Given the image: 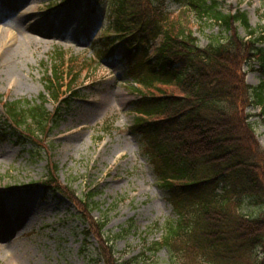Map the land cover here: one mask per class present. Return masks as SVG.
Segmentation results:
<instances>
[{
    "label": "rangeland",
    "instance_id": "1",
    "mask_svg": "<svg viewBox=\"0 0 264 264\" xmlns=\"http://www.w3.org/2000/svg\"><path fill=\"white\" fill-rule=\"evenodd\" d=\"M218 1L226 12L245 11L253 28L264 25V0ZM183 3L167 0L165 11L184 17L205 46L208 35L218 32L216 24L186 17ZM29 4L35 11L21 15ZM106 4V0L100 6L96 0H76L74 5L64 0H20L18 5L0 0V30L18 33L22 25L32 24L34 30L27 32L36 41L16 56L17 74L0 57V264H111L112 259L174 264L166 249L154 253L150 245L161 242L167 221L176 219L177 212L144 154L145 139L131 127L138 95L176 90L160 84L150 90L132 85L121 51L109 58L98 56V38L108 22ZM48 27L46 35L38 33ZM234 32L247 37L242 26L236 25ZM4 47L3 37L0 56L8 46ZM56 49L68 53L65 69L80 73L72 87L79 95L62 112L60 124L37 137L34 151L31 144L5 132L4 104L40 102L47 94L45 77ZM253 68L245 66L242 71L246 84L257 86L264 74L255 70L258 64ZM46 107L53 112L56 104L49 99ZM246 111L254 115L255 139L264 149V111ZM56 187L62 193L55 192ZM90 191L97 205L89 214L90 207L81 199ZM241 210L261 214L264 202L250 201ZM105 219L102 235L99 228ZM84 230H89L87 238Z\"/></svg>",
    "mask_w": 264,
    "mask_h": 264
},
{
    "label": "trees",
    "instance_id": "2",
    "mask_svg": "<svg viewBox=\"0 0 264 264\" xmlns=\"http://www.w3.org/2000/svg\"><path fill=\"white\" fill-rule=\"evenodd\" d=\"M165 2L108 0L98 53L112 57L120 48L133 82L147 90L157 84L176 90L141 93L134 103L133 130L146 138L144 152L178 212L167 222L162 242L150 248L167 249L175 264H264V212L240 211L250 201L264 202V149L245 111H264V81L248 85L242 71L244 65L258 64L264 74V26L253 28L240 10L224 13L217 0H185L183 15L215 22L220 29L201 47L184 17L164 11ZM237 24L250 36L247 40L235 34ZM65 57L62 50L54 52L45 77L56 111H48L45 97L41 103H6L14 124L8 132L18 126L35 138L59 125L62 110L78 94L72 87L80 77L65 69ZM68 91L70 97L64 98ZM18 138L35 148L32 139ZM93 195L81 199L89 214L97 205ZM106 222L99 228L102 235Z\"/></svg>",
    "mask_w": 264,
    "mask_h": 264
},
{
    "label": "bare ground",
    "instance_id": "3",
    "mask_svg": "<svg viewBox=\"0 0 264 264\" xmlns=\"http://www.w3.org/2000/svg\"><path fill=\"white\" fill-rule=\"evenodd\" d=\"M6 1V0H5ZM12 1L16 4H20V0H9ZM27 6L23 7L24 9ZM10 12L11 9L7 8ZM35 11V5H29L27 7V9H25V11H23L21 13V15L25 14H30L32 12ZM27 18V17H26ZM24 18V20L26 19ZM32 31L34 30V26H32V24H28L26 26L22 25L19 29H18V33L17 32H7L4 30H0V38H5V47L8 46L6 49L3 50L2 54H1V59L2 61L7 64L9 66V68L11 69L14 65L15 62V58L16 56H19L20 54V50L24 47L27 46V44H34L36 43L34 37L30 34H28L27 31ZM49 32V27L46 28V30L44 29H38V33L42 34V35H46ZM4 47V48H5ZM12 72L14 74H17L15 67L12 68ZM16 225H18V223H16Z\"/></svg>",
    "mask_w": 264,
    "mask_h": 264
}]
</instances>
